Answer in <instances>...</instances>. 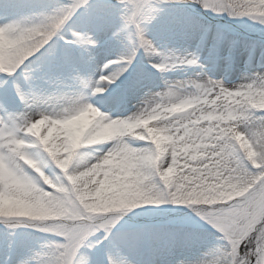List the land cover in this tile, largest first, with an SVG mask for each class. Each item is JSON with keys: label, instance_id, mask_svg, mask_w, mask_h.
Here are the masks:
<instances>
[{"label": "snow or ice", "instance_id": "obj_1", "mask_svg": "<svg viewBox=\"0 0 264 264\" xmlns=\"http://www.w3.org/2000/svg\"><path fill=\"white\" fill-rule=\"evenodd\" d=\"M189 3L264 26L255 0H0V36L9 43L4 55L10 67L0 72V197L18 195L20 185L30 182L65 208L55 218L17 224L0 217L14 264H154L148 254L159 251L178 257L174 264H264V104L257 99L264 95V70L227 84L206 70L217 59L215 51L201 63L199 44L183 53L157 46L149 25L172 41L202 38V25L169 14ZM109 31L114 38L124 34L127 46L98 72L86 71L95 64L99 38ZM24 32L43 38L31 49L13 50ZM141 53L158 73L178 66L200 70L152 91L143 71L134 70ZM142 90L134 110L119 114ZM177 90L184 93V110L159 103ZM242 95L251 99L240 109ZM89 102L105 119L116 117L118 129L139 132L123 137L124 156L103 175L73 182V163L65 170L59 166L67 140L58 138L67 136L63 117ZM37 120L45 121L39 132L33 131ZM116 143L77 148L69 159L110 151ZM126 187L133 188L134 199L105 213L89 209L103 191ZM169 203L191 211L162 226L137 223L141 213L121 219L139 205ZM18 227L45 235L7 231ZM191 250L196 254L184 258Z\"/></svg>", "mask_w": 264, "mask_h": 264}, {"label": "clouds", "instance_id": "obj_2", "mask_svg": "<svg viewBox=\"0 0 264 264\" xmlns=\"http://www.w3.org/2000/svg\"><path fill=\"white\" fill-rule=\"evenodd\" d=\"M255 4L262 10L260 19H264V0H255ZM42 38V33L24 32L20 36V39L12 45V48L13 50L15 48L31 49ZM7 48H9V43L0 36V72L4 73L10 71L4 55ZM30 54L31 52H29ZM261 86L264 87V85ZM165 91L167 90L165 89ZM183 95L182 90H177L171 95L162 96L159 103L169 105L170 111H182L184 109L179 100ZM249 99H251L249 95H242L241 100L237 101L236 104L240 109H243L246 101ZM257 99L259 103L264 104V95H260ZM105 116V113L89 102L79 110L73 111L63 117L62 123L67 136H60L58 142L66 139L67 143L64 145V150L59 154L63 157L59 166L62 170H65L69 163H73L76 169L73 182L85 183L90 181L93 176L103 175L114 162L124 156L126 142L122 143L123 137L138 135L139 129H118L116 124L117 118L113 117L111 120H107ZM144 123H147V121ZM44 125V120H37L33 125V131L39 132ZM238 138L243 142L242 134ZM108 140L117 141L110 151L85 153L70 161L69 156L75 149L102 144ZM29 166L35 168L34 162H29ZM36 170L39 171L38 169ZM41 177L45 180V183L55 187L52 181L44 177L42 173ZM87 186L90 188L96 187L94 183ZM20 187L21 191L18 195L11 198L0 197V217H10L18 222H27L33 219L55 218L62 215L65 211L63 204L58 199L51 198L48 193L42 192L38 186L26 182L20 185ZM135 196L136 193L132 187L109 188L100 195L93 197L88 207L93 212L105 213L127 203L134 199Z\"/></svg>", "mask_w": 264, "mask_h": 264}, {"label": "bare ground", "instance_id": "obj_3", "mask_svg": "<svg viewBox=\"0 0 264 264\" xmlns=\"http://www.w3.org/2000/svg\"><path fill=\"white\" fill-rule=\"evenodd\" d=\"M198 24H199V22H198ZM160 32L161 31H159V29L155 28V30H153V32H151V33L148 32V35L155 41V43L157 44V46L163 48L161 42L158 41V38H159V36L161 34ZM121 43L122 42H120V41L119 42H115V43L110 44V46H108V47L98 46L97 49H96V51H95V53H94V56H95V64H94V66L91 69H88L87 71H95L96 72V63H97V61L100 60L106 54L105 52L109 53L111 51H114L117 47H122ZM262 47H264V46H260L259 47V50ZM263 62H264V58H263ZM235 63H236V70H237V68H239V64L241 65L240 59L239 60L238 59H235ZM137 70H139V69H137ZM239 71H241V70H239ZM239 71L236 72L237 75H240V72ZM143 73L145 74V76H146V74H148L149 77H151V73H145L144 71H143ZM241 76H242V74H241ZM132 99H133V97H129L128 100L132 101ZM164 253L167 254L166 252H164ZM154 258H156V255H154Z\"/></svg>", "mask_w": 264, "mask_h": 264}, {"label": "rangeland", "instance_id": "obj_4", "mask_svg": "<svg viewBox=\"0 0 264 264\" xmlns=\"http://www.w3.org/2000/svg\"><path fill=\"white\" fill-rule=\"evenodd\" d=\"M242 22H244V23H246V24H249V25H257L258 26V31L259 32H261V33H264V26H261L257 21H254V20H252V19H250V18H248V17H244L243 19H242ZM165 43H168V41H165ZM162 44H163V41H162ZM162 205V204H161ZM142 206H144V205H139V206H137V207H142ZM151 206H158V205H151ZM171 207H173V206H169V207H167V208H165L166 210H170L171 209ZM15 220V219H14ZM10 222H11V220H10ZM15 222H16V224L18 223V221L17 220H15ZM21 236H23V233H22V235ZM0 237H1V235H0ZM36 238H39V237H36Z\"/></svg>", "mask_w": 264, "mask_h": 264}]
</instances>
